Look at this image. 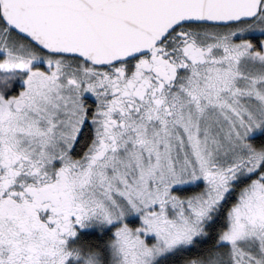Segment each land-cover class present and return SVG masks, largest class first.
Segmentation results:
<instances>
[{"label": "snow or ice", "instance_id": "obj_1", "mask_svg": "<svg viewBox=\"0 0 264 264\" xmlns=\"http://www.w3.org/2000/svg\"><path fill=\"white\" fill-rule=\"evenodd\" d=\"M0 264H264V0H0Z\"/></svg>", "mask_w": 264, "mask_h": 264}]
</instances>
